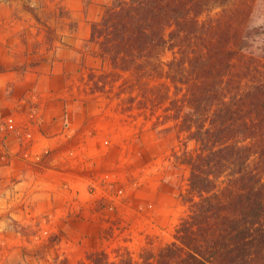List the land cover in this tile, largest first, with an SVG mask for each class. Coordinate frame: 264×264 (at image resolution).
<instances>
[{"label":"rangeland","instance_id":"374dc122","mask_svg":"<svg viewBox=\"0 0 264 264\" xmlns=\"http://www.w3.org/2000/svg\"><path fill=\"white\" fill-rule=\"evenodd\" d=\"M90 2L0 0V264H76L94 250L110 264L123 250L138 261L143 246L174 240L188 213L182 157L197 143L168 98L150 101L141 88L173 90L163 71L174 51L161 47L137 83L90 37L113 0L97 20ZM85 53L100 64L86 65Z\"/></svg>","mask_w":264,"mask_h":264},{"label":"trees","instance_id":"16d2710c","mask_svg":"<svg viewBox=\"0 0 264 264\" xmlns=\"http://www.w3.org/2000/svg\"><path fill=\"white\" fill-rule=\"evenodd\" d=\"M228 1L113 0L91 24L100 57L135 72L136 82L161 47L174 51L163 71L173 90L159 83L141 87L142 96L168 98L197 143L182 157L188 213L174 240L143 246L138 261L123 250L117 264H264V3ZM217 2L215 14L200 18ZM76 264L110 260L94 250Z\"/></svg>","mask_w":264,"mask_h":264},{"label":"crops","instance_id":"0c3cea01","mask_svg":"<svg viewBox=\"0 0 264 264\" xmlns=\"http://www.w3.org/2000/svg\"><path fill=\"white\" fill-rule=\"evenodd\" d=\"M107 1H108V0H92V2H90L89 5H90L91 8H93V11H92L93 13H92L91 16L89 17V19H91V20H97V19H99L100 16H101L102 8H103V6L107 3ZM82 28H83V33L80 34V33L78 32V38L81 37V38L85 39V38L88 37V34H89L87 24L85 23V25H84V23L82 22V23L79 25V30L82 29ZM81 38H80V39H81ZM71 51H72V52H70V53L73 54V53H74V50H71ZM70 53H68V54H70ZM85 54H86V53H85ZM100 61H101V59L98 58L97 56H94V55H91V54H86V55H85L84 62H85L86 65L97 66V65L100 64ZM65 62L68 63L69 60L67 59V61H65ZM51 71H52L53 73H57V69H55V68H52ZM5 72H6V70L3 72V74H6ZM60 73H63V72H60ZM3 74H2V75H3ZM57 74H58V73H57ZM0 76H1V75H0ZM25 78H26V76H25ZM0 81H1V82H0L1 87H4L5 84H6V82L3 81L1 78H0Z\"/></svg>","mask_w":264,"mask_h":264}]
</instances>
